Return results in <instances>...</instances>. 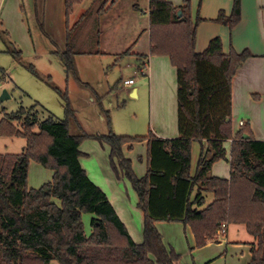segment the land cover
<instances>
[{"label":"trees","instance_id":"trees-1","mask_svg":"<svg viewBox=\"0 0 264 264\" xmlns=\"http://www.w3.org/2000/svg\"><path fill=\"white\" fill-rule=\"evenodd\" d=\"M97 1L94 11L68 29L66 50L55 53L67 75L85 86L89 85L79 78L76 57L103 55L100 37L93 40L92 27L115 3ZM82 2L66 0L67 19ZM241 16L242 0H234L231 15L221 11L216 22L232 30ZM149 18V55L166 56L177 69L180 138L161 139L153 132L147 136L75 134L71 129L76 116L68 89H58L51 79L48 84L65 104L64 120L49 116L40 121L38 104L21 106L13 113L2 109L0 137H22L26 144L20 154L0 153V264H179L181 256L166 246L158 222L191 227L197 248L217 241L223 223L245 225L256 241L250 264H264V142L254 139L249 124L234 132L232 122L233 79L254 55L248 49L225 53L220 38L213 39L203 53L197 52V30L203 19L198 16L193 20L190 1L174 6L168 0H149ZM82 31L88 32L86 48L80 45ZM91 40L95 46L89 44ZM0 41L23 62L22 51L16 49L1 24ZM5 78L1 69L0 84ZM87 139L110 147L113 169H120L136 191L144 212L143 243L134 242L107 195L83 169L79 148ZM145 141L149 167L147 174L138 178L123 149ZM195 141L206 142L207 147L192 174ZM228 141L230 178H215L212 167L226 159ZM31 162L52 170L53 180L39 189H29ZM204 192L212 193L215 200L199 210L205 204ZM85 214L92 217L90 234L85 230Z\"/></svg>","mask_w":264,"mask_h":264},{"label":"crops","instance_id":"crops-1","mask_svg":"<svg viewBox=\"0 0 264 264\" xmlns=\"http://www.w3.org/2000/svg\"><path fill=\"white\" fill-rule=\"evenodd\" d=\"M40 1L0 0V24L9 39H13L14 42L12 43L17 44L18 47H23V49L24 47L28 48L30 52H33L36 48L32 38L30 22L32 21L35 24L36 19L34 17L43 12L45 21H48L52 28L56 27L60 35L59 39L57 35L49 34V31L48 33L45 32L46 30L43 31L44 35L48 36L55 46L53 54L57 51L66 50L68 29H72L81 17L90 10L94 11L98 3L95 0L88 8L86 1L83 0L82 4L75 9L74 14L67 19L66 0ZM116 1L112 0V3ZM168 1L174 6H183L185 1H190L193 20L197 19L195 18L196 11L197 16L203 19L197 30V52L203 53L206 51L210 42L216 38L221 39L225 53H229L231 49L237 52L248 49L252 52L254 56L244 62L233 79L232 122L234 132H238L241 128L240 123L244 122L250 125L254 139L264 142V0H242L241 20L232 30L226 25L217 23L216 19L221 11H224L228 16L231 15L234 0ZM35 8H37L36 11L34 10ZM134 9L137 12L141 10L138 5H135ZM144 12L148 17V21L135 30L134 39L127 48L130 51L127 63L133 74L140 75H142L141 70L146 64L145 75H142L143 78L137 79L136 84L132 87L125 86L124 81L132 78L136 79L133 76L124 81L121 80L122 82L119 81V84L121 83L132 98L138 100L141 96L147 98V103L149 102L150 106L148 134L153 132L161 139H177L180 138L177 69L172 65L168 57L149 55V5ZM50 13L52 14L51 17L49 16ZM51 18L52 20L50 21ZM41 29L43 30V28ZM80 56L82 55L77 56L76 60ZM8 83L9 78L6 75L5 81L0 85L3 86ZM98 86L102 88L103 84L99 83ZM89 140L97 142L99 147H93L91 151L83 148L84 143ZM206 147V142L195 141L193 143L192 174H195L198 162ZM79 149L82 153L80 163L90 180L107 195L108 200L125 224L134 242L137 244L143 243L144 212L138 206L139 198L131 183L124 177L120 169H113L110 160V147L108 145L102 146L96 140L87 139L81 143ZM225 149L226 159L213 165L211 175L215 178L228 180L231 175V141L225 143ZM123 151L125 158L132 162L136 176L138 178L144 177L149 167L147 142L136 143L131 148L126 145ZM196 194L197 189L193 192L192 198H195ZM203 198L205 199V204L199 207V210H203L215 200L212 193L204 192ZM156 227L162 235L166 246L176 248L175 251L181 255L195 254L197 251L208 252L209 255L205 258L208 262L205 264H215L226 260L229 253L230 255H235V260L239 263L243 257L246 260L245 264H250L252 249L256 243L255 238L250 235L246 226L242 224L228 225L224 238L218 239L202 248H197L195 235L189 226L179 222H158ZM173 228L183 233V241L186 246H182L183 251L177 250V247L171 241L165 239L167 231H171ZM213 248L217 250L211 251ZM211 255H213L212 258Z\"/></svg>","mask_w":264,"mask_h":264},{"label":"rangeland","instance_id":"rangeland-1","mask_svg":"<svg viewBox=\"0 0 264 264\" xmlns=\"http://www.w3.org/2000/svg\"><path fill=\"white\" fill-rule=\"evenodd\" d=\"M85 1L89 8L95 0ZM39 2L41 1L39 0ZM135 5L140 6L139 12L134 9ZM148 5V0H117L110 10L96 19L94 28L92 27L93 40L97 36L100 37L99 49L105 54L82 55L76 60L79 78L89 86L82 85L73 75L68 76L60 59L53 54L55 46L43 31L46 30L47 33L49 31V34L53 33L59 39L60 35L56 27L52 28L48 21H45L43 12L34 17L35 24L30 22L36 49L30 52L28 48L24 47L23 49L14 43L16 49L22 51L23 62L16 60L8 52L7 46L0 41V70L2 69L9 78L8 84L0 85V95L3 90L9 91L11 95L10 99L0 101V120L3 116L2 109L7 113H13L21 106L30 108L37 104L36 110L40 121L49 116L64 120L66 118L65 104L54 87L48 84V79H51L53 85L58 89L68 88L69 90L70 104L76 116L71 129L73 133L108 135L112 132L120 136H146L150 122L149 102L147 103L146 97L141 96L138 100L129 96L128 91L123 88L121 83L119 84V81H124L131 76L136 80L143 78L140 74H133L128 67L127 48L134 39L135 30L148 21L144 12ZM34 10L36 11L37 8ZM51 15L50 13L49 16L51 17ZM195 16V18L198 17L197 11ZM85 32L82 31L79 40L82 42L80 45L86 48L88 32ZM92 33L90 35H93ZM93 40L89 41V44L95 46ZM11 41L14 42L13 39ZM30 67L36 70L39 76L33 74ZM99 83L103 84L102 88L98 86ZM25 144L26 141L22 137H0V153L20 154ZM97 145V142L89 140L84 143L83 148L91 151L93 147H99ZM100 148L102 149L101 146ZM53 176L52 170L37 162H31L28 187L29 189H39L51 182ZM91 218V215L88 214L83 216L87 234H90L92 229ZM182 235L181 231L173 228L171 231H167L165 239L171 241L177 250L183 251L182 246H186ZM214 250L217 249L213 248L211 251ZM208 255V252L205 251L181 255L182 259L179 264H205L208 262L205 259ZM234 256L229 253L226 260L215 264L246 263L245 258L242 257L239 263ZM51 264L58 263L52 262Z\"/></svg>","mask_w":264,"mask_h":264},{"label":"built area","instance_id":"built-area-1","mask_svg":"<svg viewBox=\"0 0 264 264\" xmlns=\"http://www.w3.org/2000/svg\"><path fill=\"white\" fill-rule=\"evenodd\" d=\"M145 70H146V64L143 67V69L141 70V74L142 75H145ZM135 84H136V79H134V78L124 81V85L127 86V87H132ZM243 125H244V122H241L240 126H243ZM227 228H228V225L226 223H223L222 226H221V234L219 236V239H222V238L225 237V235L227 233Z\"/></svg>","mask_w":264,"mask_h":264},{"label":"water","instance_id":"water-1","mask_svg":"<svg viewBox=\"0 0 264 264\" xmlns=\"http://www.w3.org/2000/svg\"><path fill=\"white\" fill-rule=\"evenodd\" d=\"M179 15H181V12L179 13ZM8 99H10V95H9L8 91L7 90H3V92H2V94L0 96V101L3 102V101H6Z\"/></svg>","mask_w":264,"mask_h":264}]
</instances>
